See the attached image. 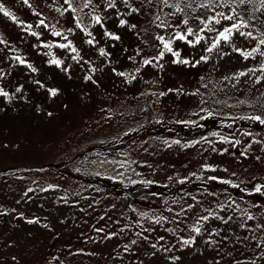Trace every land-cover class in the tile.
<instances>
[{"label":"rangeland","instance_id":"374dc122","mask_svg":"<svg viewBox=\"0 0 264 264\" xmlns=\"http://www.w3.org/2000/svg\"><path fill=\"white\" fill-rule=\"evenodd\" d=\"M36 3L47 4L55 30H69L70 39L55 42L21 0H0L20 19L0 13V89L8 93L0 96V167L12 170L0 179V264H264V136L255 127L186 137L182 121L195 89L188 69L159 71L166 93L153 106L161 119L176 122L180 137L148 135L116 156L77 168L108 185L44 165L82 140L111 139L86 122L104 97L113 102L119 94L113 85L121 63L101 23L92 20L94 46L64 0ZM104 48L109 62L98 52ZM14 51L24 63L11 57ZM179 57L185 60L184 53ZM54 59L61 64L50 63ZM176 88L184 95L175 107ZM126 124L132 129L131 121ZM199 181L202 188L172 194ZM190 203L207 215L196 224L199 233L184 222Z\"/></svg>","mask_w":264,"mask_h":264},{"label":"trees","instance_id":"16d2710c","mask_svg":"<svg viewBox=\"0 0 264 264\" xmlns=\"http://www.w3.org/2000/svg\"><path fill=\"white\" fill-rule=\"evenodd\" d=\"M21 2L27 6L31 16L43 22L49 35L55 32L60 33L55 35L53 39L55 42L69 43V30L68 32L55 30V22L44 11L47 4H37L36 0H28L27 4L24 0ZM70 2L75 11L70 9L69 4L64 0L70 18L73 17L84 34L94 42V46L97 44L91 39L90 28L93 26L94 16H100L104 33L111 34L106 35L105 38L108 40L109 47L112 48V53H116L114 55L118 56V61L121 63L119 69L114 71L117 84L113 85L119 94L114 97L113 102L104 97L103 104H98V108L91 110L86 122L91 131L102 130L111 139L94 142L82 140L83 144L79 147L71 146L56 160L46 162L44 165L51 166L70 178L80 176L88 182H104L108 185L110 180L86 177L80 174L77 168L96 157L116 156L136 139L148 135H166L164 132H167L175 138L180 137V134L176 135L179 132L176 122L161 119L153 108L166 93L158 85L162 81L158 73L164 67L168 68V65L171 69H188L194 78L195 89H192L193 93L190 92L194 101L190 104L182 121L184 132H187V136L185 133L184 136L192 137L212 130L233 132L238 128L255 127L264 136V123L252 119L259 116L264 120V44L260 43V40L264 39V3L261 0H252L251 4L243 5L233 0L227 6L222 0H216V4L208 7L202 6L207 3V0H168L167 4L164 0H127V3L125 0H114V7L108 6L111 0H91L87 7L84 6L87 0H70ZM177 6L181 9L180 11L177 10ZM132 9L137 11L133 12ZM58 11L64 12L65 9L61 7ZM217 13H224L232 16L233 19L224 20ZM69 14L67 13V16ZM65 16L66 14L63 18ZM81 17L86 19V24ZM185 19L188 21L186 25L182 23ZM217 19L220 20L219 24L215 23ZM120 20H125L126 24L121 26ZM234 23L243 26L239 30L233 29L228 42L221 40L216 48L208 52L207 49L217 42L219 32L224 27H231ZM133 25L135 27H132ZM25 27L32 31L31 27L22 20V28ZM189 27L193 29L192 35H187ZM240 32L252 35L242 36ZM177 33L185 35L186 40L191 41L194 46L185 40L175 39ZM113 35L119 39H113ZM158 36L164 37L165 41H170L174 52H179L180 55L184 53L185 60H188L189 64L174 62L177 57L169 52H165L161 58L163 44L157 39ZM197 37H202L199 43H195ZM0 39H2L1 35ZM53 44L56 43L52 41L51 46ZM237 49L239 51H236ZM253 49L258 51L253 52ZM48 51L46 44L45 52ZM103 51V55L101 50L98 51L100 57L109 62V59L105 57V48ZM242 53L252 54L245 59ZM18 54L20 53L14 51L11 57L18 62L24 61L22 57H19V60L16 59ZM202 56L208 59L201 60ZM179 59L184 60L182 57ZM144 60H149L150 63L145 65ZM146 70L149 71L147 79L144 78ZM241 72L245 75L239 76ZM119 73L125 75H119ZM1 75L2 66L0 65V80ZM121 79L124 83L118 82ZM175 91L177 98L171 103L176 107L182 103L181 96L184 92L177 88ZM91 106L93 105L88 107ZM84 107L87 108L85 104ZM129 121L132 122V129L126 124ZM10 168L11 166L0 167V179L7 173L11 174ZM202 187L201 181L198 184L191 182L174 187L172 194H179L182 191L185 193L190 188ZM126 191L122 189L123 193ZM190 204L184 208V222L188 229H196L198 228L196 224L207 215L201 207L197 208L194 204L191 206ZM209 209L212 213L213 207ZM159 215L163 221L164 214ZM175 224L178 227L177 225H181V222L176 221Z\"/></svg>","mask_w":264,"mask_h":264},{"label":"snow or ice","instance_id":"6c2138e0","mask_svg":"<svg viewBox=\"0 0 264 264\" xmlns=\"http://www.w3.org/2000/svg\"><path fill=\"white\" fill-rule=\"evenodd\" d=\"M24 2L27 4L28 3V0H24ZM167 2H168V0H164V3L165 4H167ZM222 2H223V4L225 6H227V5H230L233 2V0H222ZM235 2H238L240 5H243V4H246V3L251 4L252 3V0H235ZM261 2L264 3V0H261ZM65 3L69 4V8L72 9L73 11H75V8H73L72 3L70 2V0H65ZM88 3H91V0H87V3H85L84 6L87 7L88 6ZM125 3H127V0H125ZM214 4H216V0H207V3L204 4V5H202V6L203 7H208V6L214 5ZM108 6L109 7H114L115 6L114 5V0H111V2L109 3ZM177 10L180 11L181 9H179V7L177 6ZM132 11L133 12L134 11H137V9H132ZM0 13H2L3 16H5V17L11 18L13 21H15V19H16L10 11L6 10V8H5V6L3 4H0ZM217 15L220 16V17H222L224 20H232L233 19L232 16L225 15L224 13H217ZM93 19H94L95 23H97V24H99L101 22L100 16H94ZM41 23H43V22L41 21ZM182 23L186 25L188 23L187 19H185L184 21H182ZM215 23L219 24L220 23V20H218V19L215 20ZM125 24H126V21L125 20H120V25L121 26H123ZM77 26L79 27V25H77ZM241 26H243V25H241V24H235L234 23V24L231 25V27H224L223 30L219 32V37H218L217 42L216 43H213L212 46L207 49V51L208 52H211L214 48L217 47L219 41H221V40L224 41V42H228L229 39H230V37H231V35H232L233 29L239 30V28ZM29 27H31V26L29 25ZM132 27H135V26L133 25ZM32 34L35 35V33H32ZM105 34L106 35H111L109 33H105ZM192 34H193V29L191 27H189L187 29V35H192ZM54 35H60V33L59 32H55ZM240 35H242V36H244V35L251 36L252 34L251 33L245 34L243 32H240ZM112 38L113 39H119V37L114 36V35L112 36ZM157 39L160 40V42L163 44V51L160 52V57L161 58L164 56L165 52H169V53H172L173 56L177 57V60H175L174 62H179V63H183V64H189V61L188 60H180L179 59V55L180 54H179V52H174L173 51V49L171 47V42L170 41H165L164 40V37H162V36H158ZM175 39H177V40H185L187 43H189L190 45L194 46V44L191 41H187L186 40V36L185 35H182L180 33H177L176 34ZM201 39H202V37H197L195 43H199ZM0 42H2V41H0ZM87 42L89 44H92L93 43L92 40H89ZM260 43L261 44H264V39L260 40ZM60 47H70V45H60ZM73 51H75V49H73ZM236 51H239V50L237 49ZM256 51H258V49H253V52H256ZM101 54L102 55L104 54L103 49H101ZM251 54L252 53H242V55H244V58L245 59H247L248 56H250ZM16 59L19 60L20 58L17 57ZM207 59H208V57H206V56H202L201 57V60L206 61ZM20 63H24V61L23 60H20ZM50 63L59 66L61 64V61L54 59V60L50 61ZM143 63L145 65H147V64L150 63V61L149 60H144ZM197 63H199V61ZM29 67H31V66L29 65ZM32 71H35V69L33 68ZM119 75H125V74L124 73H119ZM238 75L239 76H243V75H245V73L244 72H241ZM86 79H90V77H86ZM16 91L19 92L20 89L17 88ZM49 92H50V95L51 96H55L57 94V90H55V89H51V90H49ZM0 96L7 97L8 96V93L5 92L3 89H0ZM49 115H51V114H49ZM252 119L257 120V121H260L261 123H264V120H262L259 116L252 117ZM174 143H179V142L178 141H174ZM237 143H239V142L237 141ZM256 191L259 192L260 189L257 188ZM34 222L35 221H28V223H34ZM195 231L197 233H199L200 229L197 228V229H195ZM183 243L185 245H188L190 242L188 240H184Z\"/></svg>","mask_w":264,"mask_h":264}]
</instances>
